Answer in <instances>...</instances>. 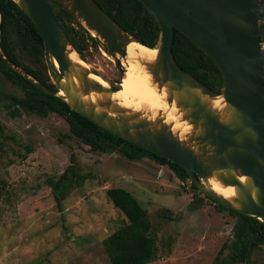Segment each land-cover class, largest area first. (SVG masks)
<instances>
[{
	"label": "water",
	"instance_id": "1",
	"mask_svg": "<svg viewBox=\"0 0 264 264\" xmlns=\"http://www.w3.org/2000/svg\"><path fill=\"white\" fill-rule=\"evenodd\" d=\"M11 1L39 33L46 74L55 89L34 81L0 53L5 65L102 130L178 165L196 191L214 204L264 226V0H137L158 28L153 48L126 34L92 0H53L106 49L120 74L126 45L133 42L155 50L146 70L158 90L166 89L165 103L173 104L190 125L182 141L160 120L125 115L111 105L109 96L115 90L89 80L87 68L67 60L68 53L76 52L44 0ZM173 30L215 65L222 83L219 93L176 65ZM90 93L104 97L92 104L83 100ZM219 97L224 105L216 113L209 101ZM209 178L233 187V198L225 200L211 191Z\"/></svg>",
	"mask_w": 264,
	"mask_h": 264
},
{
	"label": "rangeland",
	"instance_id": "2",
	"mask_svg": "<svg viewBox=\"0 0 264 264\" xmlns=\"http://www.w3.org/2000/svg\"><path fill=\"white\" fill-rule=\"evenodd\" d=\"M84 56L92 74L119 88L122 74L99 45ZM15 92L0 77V264H110L101 241L125 219L106 198L109 187L128 191L145 210L156 245L149 264H219L227 252L218 254L230 240L232 215L197 191L200 200L193 202L189 181H178L148 158L90 152L68 137L56 115L10 118L3 105ZM71 158L89 177L71 188L58 208L51 183ZM243 264H264V245Z\"/></svg>",
	"mask_w": 264,
	"mask_h": 264
},
{
	"label": "trees",
	"instance_id": "3",
	"mask_svg": "<svg viewBox=\"0 0 264 264\" xmlns=\"http://www.w3.org/2000/svg\"><path fill=\"white\" fill-rule=\"evenodd\" d=\"M56 22L61 27L69 44L78 57L85 62L84 53L96 50L97 45L107 54L106 49L69 17L53 0H44ZM94 4L115 22L126 34L147 48H153L158 41V28L152 17L137 0H92ZM65 19L68 24H63ZM260 41H264L260 38ZM0 53L16 67L20 68L34 81L45 87L55 89L46 74L43 61L42 40L29 21L11 0H0ZM171 54L176 65L214 93L221 90V78L211 60L192 45L176 30L172 31ZM0 77L9 83L15 93L6 96L5 112L10 118L21 113L45 118L56 115L67 126L68 137L86 146L90 152L100 154L120 153L128 160L148 158L166 167L180 182L188 181V175L178 165L132 145L102 130L90 121L73 112L59 98L43 93L26 81L0 59ZM120 84V83H119ZM116 90L115 87L111 86ZM119 89V88H117ZM0 131L2 129L0 128ZM27 153L29 146L24 147ZM25 156H20L23 159ZM81 167L71 158L59 180L51 183V194L57 205L64 195L74 187L80 186L88 174L80 172ZM193 202L200 199L196 189L189 183ZM105 196L118 210L125 221L102 241L101 245L110 264H149L155 259V238L151 234V224L145 210L131 194L119 187H109ZM216 208L226 211L235 218L231 227L228 244H223L218 254L227 249L219 264H243L252 253L264 245V226L257 220L242 216L219 205ZM162 215H165L161 212ZM217 258V257H216Z\"/></svg>",
	"mask_w": 264,
	"mask_h": 264
},
{
	"label": "bare ground",
	"instance_id": "4",
	"mask_svg": "<svg viewBox=\"0 0 264 264\" xmlns=\"http://www.w3.org/2000/svg\"><path fill=\"white\" fill-rule=\"evenodd\" d=\"M155 53V50L141 47L133 42L126 45L125 58L121 61L123 67L121 82L119 89L109 96L110 102L112 106L124 110L125 115L138 114L139 118L149 122L160 120L182 141L189 134L190 125L181 120V112L173 104L165 103L166 89L158 90L146 70V66L153 62ZM67 60L75 67L87 68L85 62L79 60L74 52L67 54ZM88 79L102 87H107V83L97 75L89 74ZM103 97V94L90 93L83 100L96 104ZM223 105L220 97L209 101V106L216 113L222 111ZM243 180L244 178H240V181ZM206 184L211 191L225 200H230L234 196L233 187H222L214 178H209Z\"/></svg>",
	"mask_w": 264,
	"mask_h": 264
}]
</instances>
